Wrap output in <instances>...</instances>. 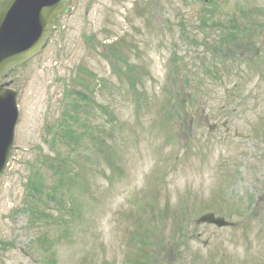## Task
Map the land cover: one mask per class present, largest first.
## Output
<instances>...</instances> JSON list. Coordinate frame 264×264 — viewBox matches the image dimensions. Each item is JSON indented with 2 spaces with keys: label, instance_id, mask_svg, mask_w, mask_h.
Wrapping results in <instances>:
<instances>
[{
  "label": "rangeland",
  "instance_id": "obj_1",
  "mask_svg": "<svg viewBox=\"0 0 264 264\" xmlns=\"http://www.w3.org/2000/svg\"><path fill=\"white\" fill-rule=\"evenodd\" d=\"M72 5L0 81V264H264V0Z\"/></svg>",
  "mask_w": 264,
  "mask_h": 264
},
{
  "label": "water",
  "instance_id": "obj_2",
  "mask_svg": "<svg viewBox=\"0 0 264 264\" xmlns=\"http://www.w3.org/2000/svg\"><path fill=\"white\" fill-rule=\"evenodd\" d=\"M66 1L8 0L0 3V78L41 51ZM15 96V91L8 89L0 93V173L13 144L18 117ZM203 221L218 227L227 225L212 215L203 217L200 222Z\"/></svg>",
  "mask_w": 264,
  "mask_h": 264
},
{
  "label": "trees",
  "instance_id": "obj_3",
  "mask_svg": "<svg viewBox=\"0 0 264 264\" xmlns=\"http://www.w3.org/2000/svg\"><path fill=\"white\" fill-rule=\"evenodd\" d=\"M36 206H37V205H36ZM37 207H38V206H37ZM33 209H34V207H33ZM36 209H37V208H35V209H34V212H37V210H36Z\"/></svg>",
  "mask_w": 264,
  "mask_h": 264
},
{
  "label": "flooded vegetation",
  "instance_id": "obj_4",
  "mask_svg": "<svg viewBox=\"0 0 264 264\" xmlns=\"http://www.w3.org/2000/svg\"><path fill=\"white\" fill-rule=\"evenodd\" d=\"M0 1H3V0H0Z\"/></svg>",
  "mask_w": 264,
  "mask_h": 264
}]
</instances>
